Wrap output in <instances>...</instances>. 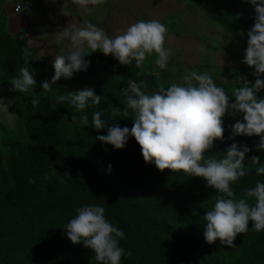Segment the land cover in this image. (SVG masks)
Instances as JSON below:
<instances>
[{"label":"trees","instance_id":"obj_1","mask_svg":"<svg viewBox=\"0 0 264 264\" xmlns=\"http://www.w3.org/2000/svg\"><path fill=\"white\" fill-rule=\"evenodd\" d=\"M6 1L0 0V86L18 107V130L14 133L0 127V264H99L93 250L82 242L73 244L64 229L76 215L75 209L85 204L103 206L106 218L125 233L120 246L132 255L122 257L121 264H264V231H255L251 222L246 233L237 235L235 247L221 245L219 239L206 242L204 214L214 206L217 192L204 178L170 169L162 172L154 162H145L134 137L125 148L116 149L96 139L107 135V128L98 131L80 123L84 114L91 123L92 114L99 110L108 126L131 128L134 113L129 110L124 117L126 97L122 93L129 80L145 81L147 94L171 83L163 81L146 62L140 68L134 60L121 65L113 55L92 50L87 51L86 59L91 61L87 70L72 78L62 77L51 91H44L42 82L51 81L46 58L30 53L28 28L18 34L9 31ZM194 2L229 30L248 32L255 23V6L246 0ZM24 49L31 54L28 67L36 69L32 94L10 90L9 81L25 66ZM254 71L247 75L253 83L257 79ZM259 78L264 79V74ZM217 86L234 100L232 93L240 84ZM85 87L95 88L101 96L99 105L89 102L81 112L70 101L58 104L55 100ZM257 95L264 98V89ZM33 98H39L37 107L31 103ZM113 108L121 112L113 116ZM237 120H243V115L225 114L224 140H216L204 155L220 160L233 142L248 146L251 151L244 161L248 174L232 185L240 199L245 188L264 182V175L256 172L260 165L251 160L259 156L264 165V150L256 147L259 136L233 134ZM54 169L55 175H50ZM65 172L71 177L64 176Z\"/></svg>","mask_w":264,"mask_h":264},{"label":"clouds","instance_id":"obj_2","mask_svg":"<svg viewBox=\"0 0 264 264\" xmlns=\"http://www.w3.org/2000/svg\"><path fill=\"white\" fill-rule=\"evenodd\" d=\"M55 2V0H53ZM255 6V23L247 32V48L243 63L253 67L255 82L244 76H238L240 86L232 96L216 85L207 71L198 73L186 72L182 76L183 83H171L169 87L161 86L158 91L147 94V83L143 80H129L128 87L122 90L126 97L124 101V117L131 110L134 124L131 128L118 124L108 126L99 110L92 114L91 123L87 114L80 117V123L94 127L96 130L107 128V135L96 137L104 144H111L116 149L125 148L131 137L141 146L146 163H155L160 171L170 169L173 172L183 171L189 177H202L207 185L214 188V206L204 214L206 229L204 238L212 244L219 239L221 245L235 247L234 241L238 234L246 233L249 224L257 231H264V182L257 181L254 187L244 189V198L237 199L232 185L248 173L245 170V155L251 151L245 144L241 147L233 142L226 150L224 158L205 159V152L212 149L216 140H224L225 114L243 115V120H237L233 125L234 135H256L260 142L256 147L264 150V98L257 94L264 89V0H246ZM84 13L89 14L93 7L106 3V0H73ZM65 14V13H64ZM61 40L68 44L56 56L55 69L51 81L42 82L44 91H51L52 85L62 77L72 78L75 73L87 70L91 61L86 57L87 49L93 52L99 50L104 55H113L121 65H131L135 61L136 68L142 67L145 60L155 54V65L158 69L168 68L173 52L167 48V28L159 20H139L130 24L125 30L118 31L109 37L105 29L86 22L83 27L74 24L57 32ZM243 34V33H242ZM30 53L23 51L24 67L9 82L10 90L32 94L36 69L28 67L31 64ZM139 75V73H137ZM58 104L70 101L77 110L101 103V96L96 94L94 87H85L78 92H67L66 95L55 97ZM0 98V104H3ZM34 107L39 105V98L31 101ZM121 111L112 109L115 116ZM76 116L73 115V121ZM252 164L258 175H264V165L259 156L251 157ZM111 168V166H109ZM55 169L50 175H55ZM64 176L71 177L69 172ZM63 182V178H60ZM29 183H35L33 178ZM254 198L252 203L249 199ZM76 215L65 226L66 236L73 244L83 243L95 253L99 264H121L124 256H131L120 246V239L125 233L114 226L105 216V208L99 204H85L75 209Z\"/></svg>","mask_w":264,"mask_h":264},{"label":"rangeland","instance_id":"obj_3","mask_svg":"<svg viewBox=\"0 0 264 264\" xmlns=\"http://www.w3.org/2000/svg\"><path fill=\"white\" fill-rule=\"evenodd\" d=\"M181 11L166 15L164 19H147L159 20L166 26L165 46L173 52L168 68L164 70L155 65V54L149 56L145 62L151 70L169 83H183L182 76L192 71H207L216 85L222 82L240 84L238 76L247 78L248 72L254 68L243 63L247 32L229 30L224 24L214 21L194 0H185ZM53 64L50 62L46 66L48 77L55 73ZM0 98L4 100L0 104V127L15 133L18 130V107L4 86H0Z\"/></svg>","mask_w":264,"mask_h":264},{"label":"crops","instance_id":"obj_4","mask_svg":"<svg viewBox=\"0 0 264 264\" xmlns=\"http://www.w3.org/2000/svg\"><path fill=\"white\" fill-rule=\"evenodd\" d=\"M184 5L185 0H106L102 5H89L93 11L86 14L73 0H37L31 10L18 13L13 9L14 0H7L4 14L11 33L18 34L28 28L32 53L47 58L49 66L68 44L57 32L70 24L83 27L90 22L113 37L139 20L164 19L173 12H182Z\"/></svg>","mask_w":264,"mask_h":264},{"label":"built area","instance_id":"obj_5","mask_svg":"<svg viewBox=\"0 0 264 264\" xmlns=\"http://www.w3.org/2000/svg\"><path fill=\"white\" fill-rule=\"evenodd\" d=\"M37 0H14L13 9L15 12H24L31 10Z\"/></svg>","mask_w":264,"mask_h":264}]
</instances>
